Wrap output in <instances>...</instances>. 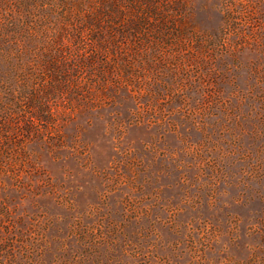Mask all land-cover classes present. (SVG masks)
Returning <instances> with one entry per match:
<instances>
[{"label": "rangeland", "instance_id": "obj_1", "mask_svg": "<svg viewBox=\"0 0 264 264\" xmlns=\"http://www.w3.org/2000/svg\"><path fill=\"white\" fill-rule=\"evenodd\" d=\"M0 264H264V0H0Z\"/></svg>", "mask_w": 264, "mask_h": 264}]
</instances>
